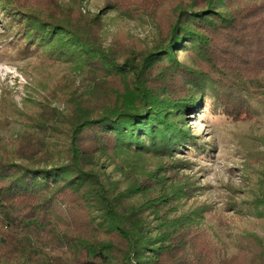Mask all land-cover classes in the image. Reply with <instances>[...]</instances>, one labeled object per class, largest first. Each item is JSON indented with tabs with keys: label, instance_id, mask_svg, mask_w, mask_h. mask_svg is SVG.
<instances>
[{
	"label": "trees",
	"instance_id": "1",
	"mask_svg": "<svg viewBox=\"0 0 264 264\" xmlns=\"http://www.w3.org/2000/svg\"><path fill=\"white\" fill-rule=\"evenodd\" d=\"M237 1L187 0L148 48L113 60L124 80L114 98L64 115L55 126L60 133L42 129L34 143L28 131L9 155L0 153V224L6 228L0 232V264L234 263L226 244L200 238L203 207L184 208L199 186L178 174L187 164L176 155L210 149L186 128L189 115L208 100L213 112L221 108L234 117L253 110L243 79L249 76L219 64L208 45L215 33H232L248 18L243 13L253 6L239 10ZM92 16L102 22L101 15ZM49 25L53 35L67 34L84 53L98 51L87 32L57 31V24L39 21L42 28ZM29 35L31 41L34 33ZM133 53L144 55L136 61ZM77 210L79 221L72 217ZM248 246H255L257 264H264V238L237 239L236 252Z\"/></svg>",
	"mask_w": 264,
	"mask_h": 264
},
{
	"label": "rangeland",
	"instance_id": "2",
	"mask_svg": "<svg viewBox=\"0 0 264 264\" xmlns=\"http://www.w3.org/2000/svg\"><path fill=\"white\" fill-rule=\"evenodd\" d=\"M186 2L0 0V153L9 155L25 132H32L34 143L42 139V129L60 133L55 126L64 115L114 98L124 81L116 76L114 61H122L132 48H148L167 31L176 10ZM237 5L239 10L253 6L243 13L248 16L246 21L241 20L232 33H215L208 45L219 64H233L243 76H249L243 79L252 93L253 110L234 117L221 108L213 112L208 100L189 115V134L210 149L204 154L190 149L178 153L177 158L187 165L177 172L199 186L184 208L203 207L196 228L200 238L226 244L233 264H257L255 246L236 252L235 244L253 234L264 238V200L257 202L264 199V0H238ZM93 14L102 16L101 24L95 23L100 17L93 20ZM42 20L57 24V31L70 27L83 35L87 32L98 51L84 53L86 50L70 43L67 34L53 35L51 25L40 27ZM28 24L35 31L27 30ZM143 55L133 53L136 61ZM183 55L184 51L177 52L179 59ZM104 62L113 68H105ZM38 120L53 127L38 124ZM115 177L121 178L119 174ZM81 213L72 211V217L79 221ZM77 223L74 226L79 227ZM1 231L6 228L0 224Z\"/></svg>",
	"mask_w": 264,
	"mask_h": 264
}]
</instances>
